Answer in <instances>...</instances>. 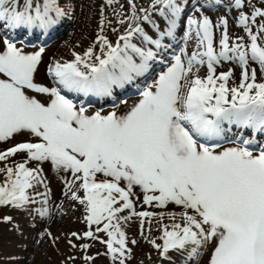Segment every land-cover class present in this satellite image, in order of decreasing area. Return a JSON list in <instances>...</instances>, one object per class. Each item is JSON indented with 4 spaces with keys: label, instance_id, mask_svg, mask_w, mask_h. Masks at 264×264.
Instances as JSON below:
<instances>
[{
    "label": "snow or ice",
    "instance_id": "snow-or-ice-1",
    "mask_svg": "<svg viewBox=\"0 0 264 264\" xmlns=\"http://www.w3.org/2000/svg\"><path fill=\"white\" fill-rule=\"evenodd\" d=\"M127 4L106 0L119 5L113 13L123 32L110 40L104 31L112 21L102 16L82 54L48 66L55 85L48 86L36 80L44 48L26 52L9 33L46 31L65 10L59 0H0V144L26 138L0 151V206L39 204L37 215L48 216L47 163L67 174L64 194L87 213L88 230L72 237L105 244L114 264L131 255L122 225L133 217L141 236L155 221L163 243H149L165 259L172 252L199 264L208 252L206 264H264V142L256 139L264 135V0H205L199 15L187 17L183 47L170 59L180 0ZM220 8L236 14L243 35H230L227 15L214 23L205 14ZM157 58L164 66L151 83L141 81L139 99L123 113L89 112L70 98L112 97ZM225 64L232 67L218 72Z\"/></svg>",
    "mask_w": 264,
    "mask_h": 264
},
{
    "label": "rangeland",
    "instance_id": "rangeland-1",
    "mask_svg": "<svg viewBox=\"0 0 264 264\" xmlns=\"http://www.w3.org/2000/svg\"><path fill=\"white\" fill-rule=\"evenodd\" d=\"M59 2L66 14L50 29L43 32L37 29L27 34L24 30L9 33L12 40L16 42L17 45L19 44L18 46H23L24 49L32 48L39 50L40 48H44L46 54L44 55L43 60L46 59L47 63H50V60L55 57V54L60 52L58 49H61L63 52V49L66 47L64 44L70 45V47L76 45L79 48H83L80 45L84 40L89 39V42H92V38H96L100 31V20L102 19V16L107 17L108 20L112 21L111 24H108L106 21L105 30H108L109 28L112 31V28L114 27L113 25L116 27V17L114 16L113 9L116 8L118 10L119 5L109 7L106 5V0H59ZM180 2L182 4V15L177 17L179 30L176 34V38L173 39L169 45V48L171 49L169 52V59L171 58L172 51L178 53L179 49L183 47L182 37L183 31L186 27L187 17L193 14L199 15L195 10L199 8L201 4L205 3V0H180ZM119 3L123 4L125 10L128 9L127 0H119ZM227 3L228 0H225V4ZM253 3H257V6H259L258 0H253ZM136 4L138 8H148L150 0H136ZM205 14L209 15L214 23L227 15L229 18L230 35H243V32L236 26L235 13H225L224 9L220 8L219 10L209 11ZM146 26L148 27V25ZM123 30L124 29L122 28V32ZM115 34L118 38L119 34L117 32H115ZM217 35H219L218 32ZM60 46L62 48H59ZM48 49H51L50 53L48 52ZM154 65L155 66H153L145 77H140L135 81L126 84L123 88L116 89L115 94L112 97L98 98V101L94 100L96 102H93V100H87V97H76L75 95H70V98L74 97L73 99L76 102L81 101L80 104H84L86 107L88 106V109L93 108L95 110H101L105 109V106L107 105L112 107V101L114 99L117 100L118 98H128L131 96L139 97V89L143 87L141 81L147 80V82L150 83L152 77L157 75L164 66L159 63V58H157V62ZM230 67L232 66L225 64L218 68V72L227 71ZM234 75L236 77V82L238 83L240 76V69L238 67L234 68ZM43 77L46 81L49 80L46 76ZM259 78L260 73L258 72V79ZM47 82L48 84L53 85L50 80ZM245 134L247 135V133ZM256 139L264 142V135H258ZM8 147L10 146L7 145V143L0 144V151L5 150ZM20 155L14 158L17 162L23 158V156ZM41 167L43 168V175L46 178V181L50 176L49 171H51V175L53 174L54 176L57 173L51 167L47 166L48 168H46L43 167V165ZM50 168L52 170H50ZM61 175L62 174H60V176ZM66 175L67 174H63L61 177L55 176L56 178L60 177L62 179L60 181L62 188L63 186L65 187L63 182L65 181ZM40 191L43 192L44 189H40ZM64 193L65 189L59 195L56 192L58 196L55 201L51 200V196L48 195L49 203L46 207L49 208L50 214L41 219L40 217L38 219L34 214L35 208L40 207L39 204L32 206L33 211L18 210L11 206H0V264H35L38 259L42 260V264H114L111 255L107 253L105 244L100 243L98 240H76L72 237V233L83 234L88 230L85 221L87 213L84 206L76 201H72ZM42 198L43 197H37V199ZM140 205L141 202L137 201V210H144ZM133 219L130 221L131 223L128 222L125 226L122 225L123 228H126H124V231L129 239L128 247L131 249V255L129 259H127L126 264H183L181 257L176 253L170 252L169 256L171 259H165L161 253L149 243V240L152 239H155L157 244L163 243V241L158 238L161 233L156 230L157 225L155 221H153L151 226V234L146 231L145 235L141 236L139 221L135 217H133ZM38 221H40V223H38ZM21 222L24 226H22ZM26 226H28V228ZM94 228L95 226H93V230ZM49 233L51 234L50 236L48 235ZM98 235L101 240L108 239L104 233H98ZM133 239L137 241L136 244L130 243ZM69 240H72V243L76 244L77 247H72ZM84 244H89L90 247L87 250H83ZM13 255H17L18 258L10 259ZM85 257H90V259L86 260ZM201 263L202 258H200L199 264Z\"/></svg>",
    "mask_w": 264,
    "mask_h": 264
},
{
    "label": "bare ground",
    "instance_id": "bare-ground-1",
    "mask_svg": "<svg viewBox=\"0 0 264 264\" xmlns=\"http://www.w3.org/2000/svg\"><path fill=\"white\" fill-rule=\"evenodd\" d=\"M116 24V23H115ZM114 27H115V25H113ZM107 27V26H106ZM145 27H146V30H148L149 32H151V29L149 28V26L147 27L146 25H145ZM116 28H118L119 29V31L117 32L118 34H120V33H122V28H120V26L118 25V24H116ZM80 34V33H79ZM104 34L110 39V40H112V41H115L116 40V34H115V32H113V31H111V29H109L108 28V30H105L104 31ZM18 37V36H17ZM87 38V37H86ZM91 38V37H90ZM95 37L94 38H92V42H89V39H87V40H84L83 41V43H81V45L80 46H82L83 48H79V47H77L76 45H74V46H71L70 47V45H67V44H64L66 47L63 49V52L61 51V49H58L60 52H57L58 54H55V57L52 59V60H50L51 62L50 63H47L46 62V59L45 60H43V57H44V55L46 54L45 53V51H44V54H43V56H42V62H41V65H40V67H39V70H38V72H37V75H36V80H37V82L38 83H41V84H44V85H48V86H55L54 84L53 85H50V84H48V82L47 81H51L52 82V79L48 76V73H47V68H48V66L52 63V61L53 60H62V61H71L72 59H73V57H72V52H77V53H83L94 41H95ZM21 44V43H20ZM19 45V44H18ZM23 47V46H22ZM26 47V46H25ZM36 47H38V46H36ZM59 48H62L61 46L59 47ZM47 49V48H46ZM51 49H52V47H51ZM51 49H48V52L50 53L51 52ZM25 51L26 52H35V51H38V50H35V49H32V48H29V49H25ZM97 52H99V49H98V46H97ZM155 66V65H154ZM201 74L203 75V70L201 71ZM43 76H46L49 80H45L44 79V77ZM152 82V81H151ZM150 82V83H151ZM53 83V82H52ZM125 94V93H124ZM126 95V94H125ZM38 98H41V99H43V97H39L38 96ZM72 98V97H71ZM74 98V97H73ZM72 98V99H73ZM129 98V99H128ZM128 98H125V97H123V98H118L117 100L116 99H114L113 101H112V107H109L108 105L107 106H105V109H101V110H99V111H102L103 113H108V112H110V111H117L118 113H123L124 111H126V109L129 107V106H131L132 104H134L138 99H139V97H136V96H131V97H128ZM87 100H93V102H96V101H98L99 99H97L96 97H87ZM94 100H96V101H94ZM122 101H126L127 103H122ZM80 102L81 101H77V103H79L80 104ZM87 108H89L88 106H87ZM89 110V112H95V111H98V110H95V109H88ZM24 139H26L25 137H17V138H15V139H13V140H11L9 143H7V145H9V146H12V145H14V144H16V143H19V142H22ZM18 155H20V154H18ZM17 155V156H18ZM22 155V154H21ZM20 155V156H21ZM23 158H21L18 162H20L21 160H22ZM17 162V161H16ZM48 167H50L47 163H45L44 165H43V167H46V168H48ZM0 166H2V165H0ZM50 170H52L51 168H50ZM50 172V176H51V178H50V176L48 177V179H47V183H48V192H49V195L51 196V200H53V201H55L56 199H57V196L64 190V189H66V184H65V182H63L64 184H65V187L63 186V188H62V184H60V181L62 180L60 177L63 175H61L60 176V174H58V173H56V172H53V173H56L55 174V176H60V177H55L53 174L51 175V171H49ZM48 175V174H47ZM40 189H44L43 188V186H41V188ZM56 192H57V194H56ZM64 195V194H63ZM58 201V200H57ZM60 201V200H59ZM57 203V202H56ZM69 204H70V202H69ZM56 205V204H55ZM67 205V204H66ZM74 205V204H73ZM51 206V205H50ZM35 208V207H34ZM65 209H66V207H65ZM73 209V208H72ZM149 210H155V211H161V210H159V209H149ZM169 210H173V207L172 206H170L169 207ZM174 210H176V211H178V209H174ZM32 211H33V209H32ZM33 213V212H32ZM35 216H37L38 217V219H39V216L37 215V213H36V211H35ZM29 218V217H28ZM42 217H40V219H41ZM133 220H136V219H133ZM32 221V220H31ZM30 223H33V222H30ZM29 223V224H30ZM38 223H40V221H38ZM131 223V222H130ZM134 223H135V221H134ZM165 223H168V221H165ZM21 224H22V222H21ZM27 224V223H26ZM133 224V223H132ZM136 224V223H135ZM22 226H24L23 224H22ZM125 226V225H124ZM128 226H130V225H128ZM27 228H28V226H26ZM17 228V227H16ZM36 228V227H35ZM125 228V227H124ZM131 228V227H130ZM23 229V228H22ZM126 229V228H125ZM34 230H36V229H34ZM29 241V240H28ZM22 245V244H21ZM23 246V245H22ZM27 246V245H26ZM14 249V248H13ZM22 250V249H21ZM10 253V252H9ZM12 253V252H11ZM19 253H21V252H19ZM204 255H202V263L201 264H206V262H207V259H208V252H204L203 253ZM21 256H22V254H21ZM20 257V256H19ZM18 257H17V255H13L10 259H17ZM36 258V257H35ZM37 260V259H36ZM15 261V260H14ZM25 262V261H24ZM42 262V260H39L38 259V261H36L35 262V264H42L41 263Z\"/></svg>",
    "mask_w": 264,
    "mask_h": 264
}]
</instances>
